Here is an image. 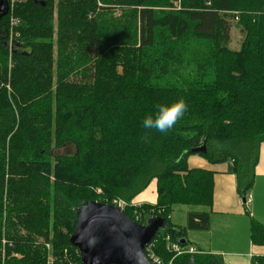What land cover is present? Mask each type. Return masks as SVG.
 Wrapping results in <instances>:
<instances>
[{
	"label": "trees",
	"instance_id": "1",
	"mask_svg": "<svg viewBox=\"0 0 264 264\" xmlns=\"http://www.w3.org/2000/svg\"><path fill=\"white\" fill-rule=\"evenodd\" d=\"M40 1L13 0L18 24L10 32L8 13L0 40V264H82L69 242L77 209L113 199L139 223L165 220L151 243L167 264L166 235L185 246L188 230L209 228L208 211L188 212L183 226L169 220L174 205L212 203L213 172L188 156L232 162L249 198L264 141V0ZM181 98L188 110L166 134L142 128ZM203 141L206 152H192ZM152 180L156 202L133 204ZM250 232L264 244L263 225L252 219ZM190 257L217 263L195 253L171 264Z\"/></svg>",
	"mask_w": 264,
	"mask_h": 264
},
{
	"label": "crops",
	"instance_id": "2",
	"mask_svg": "<svg viewBox=\"0 0 264 264\" xmlns=\"http://www.w3.org/2000/svg\"><path fill=\"white\" fill-rule=\"evenodd\" d=\"M231 163H211L198 155L187 157L189 167L213 172L212 203L210 206L181 205L190 208H185V218L174 225H185L190 211H208L209 228L188 230L187 245L199 250L197 254L217 260L215 264H253L256 257L264 256V244L255 242L250 235L252 219L264 226V141L259 144L253 185L246 203L237 193L235 175L229 172ZM156 199V182L152 180L131 202L153 204ZM193 261L190 257L188 262L180 260L175 264H193Z\"/></svg>",
	"mask_w": 264,
	"mask_h": 264
},
{
	"label": "water",
	"instance_id": "3",
	"mask_svg": "<svg viewBox=\"0 0 264 264\" xmlns=\"http://www.w3.org/2000/svg\"><path fill=\"white\" fill-rule=\"evenodd\" d=\"M33 1L43 5V1ZM0 10L9 12L7 0H0ZM192 152L205 153V142ZM165 227L162 217H149L139 223L115 205L88 201L77 209L69 242L78 251L82 264H152L144 248Z\"/></svg>",
	"mask_w": 264,
	"mask_h": 264
},
{
	"label": "clouds",
	"instance_id": "4",
	"mask_svg": "<svg viewBox=\"0 0 264 264\" xmlns=\"http://www.w3.org/2000/svg\"><path fill=\"white\" fill-rule=\"evenodd\" d=\"M187 110L188 105L182 98L170 103L160 104L154 113L143 117L141 126L145 130H155L161 134H166L183 117ZM147 138V136L144 137L145 140Z\"/></svg>",
	"mask_w": 264,
	"mask_h": 264
},
{
	"label": "built area",
	"instance_id": "5",
	"mask_svg": "<svg viewBox=\"0 0 264 264\" xmlns=\"http://www.w3.org/2000/svg\"><path fill=\"white\" fill-rule=\"evenodd\" d=\"M98 4H100L98 2ZM12 9V5L11 3H9V12L10 14L12 13L11 11ZM13 24V21H12V18L10 17V32H11V26ZM11 35V33H10ZM249 200V199H247ZM112 205H115L117 206L119 209L123 210L124 207L126 206L125 202L120 200V199H113L112 202H111ZM140 215L135 213V216H134V220L135 221H139V218ZM164 240H165V250L169 253H171V258L170 260L167 262V264H171L172 260L178 256V255H181V254H195V253H198L199 250H197L195 247L193 246H188V245H181L180 243H178L177 241L171 239V237L169 235H166L164 237ZM152 241V240H151ZM5 244V241L4 239L2 240V245L4 246ZM152 246L153 244L150 242L147 246H145L144 248V254L146 256V258L152 263V264H165L163 262V260L153 252L152 250ZM3 256H4V250L2 249L1 250V258L3 259Z\"/></svg>",
	"mask_w": 264,
	"mask_h": 264
},
{
	"label": "rangeland",
	"instance_id": "6",
	"mask_svg": "<svg viewBox=\"0 0 264 264\" xmlns=\"http://www.w3.org/2000/svg\"><path fill=\"white\" fill-rule=\"evenodd\" d=\"M10 3H11V5H13V0H11ZM11 11H12V9H11ZM116 15H118V12H116ZM10 17L12 18V21H13V24L11 26L12 27L11 28V32H13V28L18 24V21L15 19V17H13V14L12 13L10 14V12H9L8 23H10ZM9 27H10V25H9ZM243 36L244 35H243L242 31L240 30V27L238 25H236V21L233 20L232 21V26H231V29H230V41L228 43V47L230 49H232V50H237L239 48V46H240V42L242 41ZM8 62H9V66H10V55L9 54H8ZM7 85L8 84H6V88H7V90H9V87ZM60 151L62 153L69 152L66 149H62ZM218 163H221V162H218ZM185 208L188 209L190 207L189 206L185 207V206L179 205V206H175V207L172 208L171 220H170L171 224L179 222V221H181V220H183L185 218V211H186ZM46 249L47 250L50 249L49 245H46ZM14 255L15 256H19V255H16V254H14ZM1 261L3 263V259L2 258H1ZM50 262H51V259L49 258L47 264H50Z\"/></svg>",
	"mask_w": 264,
	"mask_h": 264
},
{
	"label": "flooded vegetation",
	"instance_id": "7",
	"mask_svg": "<svg viewBox=\"0 0 264 264\" xmlns=\"http://www.w3.org/2000/svg\"><path fill=\"white\" fill-rule=\"evenodd\" d=\"M9 13V12H8ZM5 13L3 10H0V40H2L7 32V27H6V18H7V14ZM4 46L9 49L10 51H12V49L14 48V44L12 41L11 36L9 35V32L7 33V37L5 39V41H3Z\"/></svg>",
	"mask_w": 264,
	"mask_h": 264
}]
</instances>
